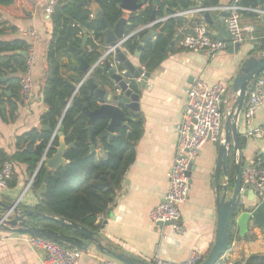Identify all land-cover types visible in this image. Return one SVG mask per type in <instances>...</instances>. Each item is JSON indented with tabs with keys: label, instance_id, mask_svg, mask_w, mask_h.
Instances as JSON below:
<instances>
[{
	"label": "crops",
	"instance_id": "0c3cea01",
	"mask_svg": "<svg viewBox=\"0 0 264 264\" xmlns=\"http://www.w3.org/2000/svg\"><path fill=\"white\" fill-rule=\"evenodd\" d=\"M46 2L47 0H25L21 4L23 15L20 17L0 10L1 18L16 29L11 35L0 36V41H22L28 46L31 41L26 32L35 31L39 35L34 44L33 97L28 102L18 104L12 119L9 117V103L15 101L7 81L13 75L1 77L5 81L0 82L3 85L0 105V150L7 155L16 152L15 143L19 136L33 129L43 130L40 119L46 112V106L42 100V89L47 76L45 57L52 33L51 22L44 13ZM256 5L259 8L258 3ZM169 10L167 8V16L164 17L162 8H157L156 20L170 19L181 11ZM127 16L125 14L124 17ZM194 23L204 22L199 15L181 18V26L177 28V35L171 40L166 55L151 71L144 68V72L149 73L147 87L139 93V110L135 113L129 112L139 116L141 136L134 145V159L125 171L113 205L109 212L98 220V234L104 246L116 248L127 256L151 264H155V260H160L163 264L178 263L185 260L192 251L200 252L205 258L214 243L217 220L214 171L218 143L206 142L193 162L194 170L190 175L188 198L180 206L183 233L172 232L170 226L154 225L149 220V213L162 202L168 188V172L173 163L174 148L178 139L177 126L187 88L197 78L210 85L222 82L228 87L222 106V110L227 111L234 102L231 94L233 79L241 62L252 49V44L247 39L255 36L254 33L245 31L246 41L242 43L237 54H228L225 50L211 56L207 52L186 51L179 46L180 39L177 38L188 33ZM240 23L244 29L259 24L261 30H264L258 16L243 13ZM209 30L216 38V33L210 28ZM105 51L106 49H103L101 55ZM130 59L136 61L135 58ZM70 64L77 65L73 56L61 59V75L69 86H78L74 79L80 77V74L78 71L67 70L65 66ZM262 124L264 106L257 109L252 125L256 127ZM240 130L245 135L242 124ZM262 151L264 139L258 141L247 138V147L243 152L245 162H252ZM96 152L97 157L104 156L101 149ZM30 180L28 167L14 163V175L11 179L14 186L0 192V201L6 204L20 201L19 206L31 209L37 204L40 191L33 192L30 187L26 189ZM219 183L225 184L222 174L219 176ZM251 205L249 203V206ZM231 234L229 248L218 264H243L251 255L264 256V235L258 227L255 230L249 228L247 234L240 236L237 226L234 225ZM25 237L22 234L0 230V264H43V257L29 247ZM104 262L93 254L83 253L79 264Z\"/></svg>",
	"mask_w": 264,
	"mask_h": 264
},
{
	"label": "water",
	"instance_id": "95a60500",
	"mask_svg": "<svg viewBox=\"0 0 264 264\" xmlns=\"http://www.w3.org/2000/svg\"><path fill=\"white\" fill-rule=\"evenodd\" d=\"M119 8L123 16L109 28L102 16L101 4L103 0H93L88 3L85 0H67L63 6L75 5L77 7H88L91 12V21L95 22L104 34L103 49L106 51L98 57L94 65H90L85 59V47L87 35L82 30L81 45L79 48L69 43V30L71 22L67 26V31L61 40L67 46L61 50L60 54H69L76 59L77 65H66L69 71H78L80 77L74 79L78 86L70 84L73 90V97L79 89L84 86L88 95L97 100L98 108L89 111L82 106L78 98H75L72 105H76L88 118V139L93 135V123L96 119L106 122V129L100 134L99 139L115 137L117 128H127L130 120L127 113L139 110V93L147 87L148 72H144L142 54L150 45L155 46L156 38L161 32L157 26L163 22L156 20L157 8L165 0H118ZM192 3V8H207L213 6H227L232 4V0H188ZM196 1V2H194ZM216 2L215 4L213 2ZM259 9L264 11V0H255ZM150 7V18L145 29L134 27L129 22V16H139L145 8ZM257 7V6H256ZM164 17L167 16V7L162 9ZM176 11V9H170ZM127 14V18L124 17ZM203 22L216 33V39L227 43L229 34L224 26V19L227 12L201 11L198 14ZM260 23L264 25V16L260 17ZM253 38H248L252 44V49L248 56L241 62L239 69L231 84V94L234 102L231 107L224 111L222 119L223 139L218 143L217 162L214 171V185L216 197V229L215 239L208 254L201 264H218L229 248V228L231 222L238 228V233L243 236L249 232V221L252 219L264 235V207L255 202V197L250 189L240 191L242 183L243 167L252 162H245L243 152L247 147V137L240 130V114L242 112L246 94L249 86L259 74L264 71V30L259 24L255 26ZM92 37V35H90ZM136 44L131 52L126 44ZM171 44V43H170ZM242 44H227L228 54H237ZM25 58V52L17 53ZM130 58H135V62ZM0 78V82H4ZM9 95V94H8ZM43 130H48V126H43ZM58 137V146L54 148V154L41 160L49 171H55L65 164L63 158L67 146L62 136V128L59 126L54 134ZM73 145V144H72ZM72 145H70L72 147ZM94 146H90V153H93ZM194 163H191L187 173L188 184L190 175L194 170ZM223 175L225 184L219 183V176ZM47 181V173L44 182ZM232 182V188L230 184ZM249 203L252 204L249 206ZM46 219L54 221L61 226H66L72 230L73 235H66L62 232H55L39 226L37 220ZM161 226V225H159ZM167 226V225H164ZM0 230L12 234H22L33 237L44 238L59 245L74 249L78 252L90 253L112 264H151L138 258L127 256L116 248H108L103 245L97 232L79 224L69 222L63 218L50 217L39 214L28 208L19 207L16 202L13 204L0 201Z\"/></svg>",
	"mask_w": 264,
	"mask_h": 264
},
{
	"label": "trees",
	"instance_id": "16d2710c",
	"mask_svg": "<svg viewBox=\"0 0 264 264\" xmlns=\"http://www.w3.org/2000/svg\"><path fill=\"white\" fill-rule=\"evenodd\" d=\"M24 1L0 0V10L20 17L23 15L21 4ZM66 1L57 0L58 4L50 19L52 33L45 57L47 76L42 89V100L46 106V112L40 119L41 126H48L49 129H33L19 136L15 143L16 152L12 155H7L0 150V166L9 161L28 167V175L33 178L30 188L33 192L40 191L37 204L30 210L50 217L63 218L98 233V220L109 212L125 171L134 159V145L141 136V121L138 115L127 113L130 118L127 122L128 127L117 128L115 137L108 140L99 139L107 124L102 119H96L93 123L92 138L88 139V118L72 103L75 98H78L82 106L89 111L96 110L98 103L96 99L88 95L84 86L73 97V90L61 75L63 69L61 59L65 56L70 58L69 54H60L61 50L66 48V43L61 40V37L65 35L70 21L69 43L79 48L83 36L82 30H84L87 35L85 59L90 65L100 56L105 38L98 25L91 21V12L88 7L63 6ZM85 1L91 2V0ZM247 4L257 6L255 0H250ZM191 6L192 3L188 0H165L159 8L187 10ZM100 7L103 19L109 28H112L123 16L118 0H103ZM149 18L150 7H147L139 13V16L130 15L129 22L134 24V27L141 28L148 24ZM179 26H181V18H170L157 26L162 30L156 38L155 46L142 54V63L147 71L156 67L166 55L167 48L171 40L176 37ZM15 32L16 29L0 15V36ZM181 37L178 36L177 39ZM135 46V43L126 44L131 52L134 51ZM27 47L22 41H0V78L13 75L7 81L8 89L12 90L15 101L9 103L10 119L17 111L18 104H22L18 93L20 84L18 75L24 70L25 58L17 53L25 52ZM2 86L0 84V105L3 97ZM0 114H2L1 108ZM59 126L62 128V136L67 146L63 155L65 164L55 171H49L43 164L38 169L41 160L45 156L51 157L55 152L54 148L58 146V137L54 134ZM91 145L94 146L93 153H90ZM97 149L103 151V157H97ZM46 173L47 181L44 182ZM13 186V181H10L8 188ZM230 187L232 188V182ZM31 220H37L41 228L73 235L71 229L54 221L41 218H31ZM234 225V222H231L229 245ZM243 264H264V256L251 255Z\"/></svg>",
	"mask_w": 264,
	"mask_h": 264
},
{
	"label": "built area",
	"instance_id": "2783aa9c",
	"mask_svg": "<svg viewBox=\"0 0 264 264\" xmlns=\"http://www.w3.org/2000/svg\"><path fill=\"white\" fill-rule=\"evenodd\" d=\"M231 5L213 6L207 8H192L181 10L172 18H188L198 15L201 11L227 12L224 26L229 34L227 43L214 38L209 27L204 23H194L189 32L182 35L179 46L191 52H207L215 56L226 50L227 44H242L246 41L245 31L254 32L255 27L244 29L240 23L241 14L264 16V11L258 7L247 4L250 0H232ZM57 0H47L44 13L47 20L51 19L57 6ZM247 4V5H246ZM167 18L159 20L165 22ZM142 29H145L143 27ZM26 35L30 44L25 51V67L20 75L19 97L22 103L28 102L33 97L32 71L35 65L34 44L39 35L35 31H28ZM228 87L222 82L207 84L203 79L197 78L187 88L183 109L177 126L178 139L174 148L173 163L168 172V188L160 204L149 213V220L154 225L170 226L172 232L183 233L181 225L180 206L188 198L189 184L187 173L191 163L195 161L206 142L219 143L223 139L222 119L224 111L222 106ZM264 106V71L252 81L246 94V99L240 122L244 126L245 136L253 140L264 139V124L253 127L256 111ZM14 175V164L6 161L0 166V192L8 188ZM33 178L28 183V189ZM250 189L255 197V202L264 207V151L260 152L253 163L247 164L242 170V183L240 191ZM20 201L16 203L19 204ZM258 226L251 219L249 228L255 230ZM29 247L43 257V264H79L81 252L59 245L53 241L25 235ZM203 255L192 251L188 257L174 264H201ZM104 264H112L104 262ZM155 264H163L155 260Z\"/></svg>",
	"mask_w": 264,
	"mask_h": 264
},
{
	"label": "flooded vegetation",
	"instance_id": "af4514ba",
	"mask_svg": "<svg viewBox=\"0 0 264 264\" xmlns=\"http://www.w3.org/2000/svg\"><path fill=\"white\" fill-rule=\"evenodd\" d=\"M149 48H151V46Z\"/></svg>",
	"mask_w": 264,
	"mask_h": 264
}]
</instances>
